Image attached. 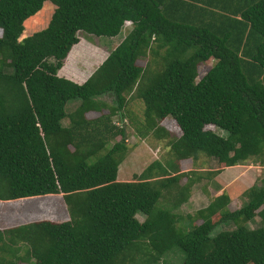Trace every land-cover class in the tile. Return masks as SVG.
I'll list each match as a JSON object with an SVG mask.
<instances>
[{
    "label": "trees",
    "instance_id": "trees-1",
    "mask_svg": "<svg viewBox=\"0 0 264 264\" xmlns=\"http://www.w3.org/2000/svg\"><path fill=\"white\" fill-rule=\"evenodd\" d=\"M46 1L47 27L20 40ZM125 27L82 84L58 76L78 33L114 39ZM168 119L175 162L117 181L127 130L166 137ZM200 156L264 167V0H0V204L61 196L69 218L0 229V264H170L174 249L180 264H264V177L235 210L221 192L177 226L203 179L192 171L180 185V164Z\"/></svg>",
    "mask_w": 264,
    "mask_h": 264
},
{
    "label": "rangeland",
    "instance_id": "rangeland-1",
    "mask_svg": "<svg viewBox=\"0 0 264 264\" xmlns=\"http://www.w3.org/2000/svg\"><path fill=\"white\" fill-rule=\"evenodd\" d=\"M54 9L55 6L50 1L44 2L42 9L36 15L30 17L24 22V32L20 40L45 29ZM125 26H129V24H125ZM124 30V33L120 37L118 36L114 39H99L87 35L84 32L78 33L77 37L79 39V43L71 49L67 58L64 60L63 67L58 71V76L71 80L77 84H82L107 58L110 51L121 41L122 37L126 34L128 27H125ZM147 58L148 60L152 59L149 55ZM144 64V62H139V65L141 66H144ZM211 65L212 61L209 60L199 66L198 80L205 75ZM102 101L112 105L114 103L113 97L109 96L103 97ZM78 105V101L73 104H69L66 107V111L70 113ZM133 109L139 113H142L143 111V109H138V106ZM104 113L105 111L102 112V114ZM98 115L99 114L89 113L86 116L89 119H95ZM118 121V118H114L113 120L114 123H117ZM161 126H166L165 128L167 130H171L169 136L164 137L166 134H161L160 131L156 134L152 131L146 139H143L138 134H136V136L133 135L135 132L134 130V132L131 129L127 130L129 133H127L128 136L126 137L127 151L120 157L122 160L117 169V181L135 182L138 177L154 162H158L163 166H166L167 162H175L174 154L169 145L172 141L180 137V130L170 119L163 122ZM119 140L121 139L118 138L117 141ZM70 150L72 151L73 148H70ZM196 163H198V166H195L191 160L184 161L180 164V171L183 173L182 176H184L179 182L180 185L182 183L183 185H186V178L191 177L190 172L192 171H197L199 172L198 174H202L203 179H200L198 183L193 184L191 188H188V192L190 193L189 197L178 208L180 213L177 226H184L183 224L188 222L187 215L193 217L196 211L206 207L211 198L221 192H225L229 195L231 200L229 209L231 211L235 210L241 202L240 196H242V193L249 186H252L253 183L258 184V179L264 177V167L253 164L252 161H246L232 169H222L221 165H219L215 159H207L203 156H200ZM154 172L155 170H153L152 173ZM215 172H217V174H215ZM202 186H205V188ZM202 189H205L206 191H203ZM167 201L170 203L169 200ZM45 202L49 203L47 207L50 208L51 205V208L49 209L50 212L39 208L40 205L42 206ZM160 205L164 207L168 204L161 200ZM137 218L139 221H143L141 216H137ZM52 219L60 222L69 220L61 196H55V199L53 200L35 198L0 204L1 230L14 228L16 226L32 222ZM199 223L200 222L197 224ZM248 226L250 229H257L261 226V223L251 222L248 223ZM221 228L229 229L231 226H222ZM186 229L189 231L188 229L190 228ZM170 254H172L168 257L170 264H180L183 261V253H181L179 249H174ZM18 255L22 257L25 256V251L20 250ZM20 264L27 263L20 262Z\"/></svg>",
    "mask_w": 264,
    "mask_h": 264
},
{
    "label": "clouds",
    "instance_id": "clouds-1",
    "mask_svg": "<svg viewBox=\"0 0 264 264\" xmlns=\"http://www.w3.org/2000/svg\"><path fill=\"white\" fill-rule=\"evenodd\" d=\"M117 118V117H116ZM119 120V119H118ZM117 126H120L121 128H123V126H125L127 124L126 120H119L117 123H115ZM127 141V138L125 140V142Z\"/></svg>",
    "mask_w": 264,
    "mask_h": 264
},
{
    "label": "crops",
    "instance_id": "crops-1",
    "mask_svg": "<svg viewBox=\"0 0 264 264\" xmlns=\"http://www.w3.org/2000/svg\"><path fill=\"white\" fill-rule=\"evenodd\" d=\"M235 167H237V166H235ZM232 168H234V167H228V168H225V169H232ZM224 186H225V184H224ZM211 190V189H210ZM215 190V189H214Z\"/></svg>",
    "mask_w": 264,
    "mask_h": 264
}]
</instances>
